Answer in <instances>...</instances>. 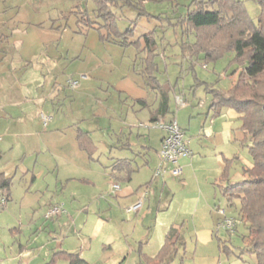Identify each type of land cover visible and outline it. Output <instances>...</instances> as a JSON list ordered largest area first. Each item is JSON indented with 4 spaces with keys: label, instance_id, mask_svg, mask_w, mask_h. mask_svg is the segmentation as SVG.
I'll return each mask as SVG.
<instances>
[{
    "label": "rangeland",
    "instance_id": "rangeland-1",
    "mask_svg": "<svg viewBox=\"0 0 264 264\" xmlns=\"http://www.w3.org/2000/svg\"><path fill=\"white\" fill-rule=\"evenodd\" d=\"M74 1L76 0H0V37L8 36L14 31L17 34L27 31L18 20H21L22 16L29 17L30 13L35 14L36 12L32 11L42 7L45 16L42 23L46 24L51 22L52 18L62 16L59 22L63 26L57 32L45 27L44 33H54L53 36L60 38L55 46L58 47L61 63H68L73 49L90 46L85 36L73 32L74 13L69 10ZM170 5L169 2L145 0V9L150 14L138 18L136 29L144 31L145 28L141 25L144 22L156 23L154 27L160 50L157 55L156 73L161 82L160 90H166L170 97L172 112L169 114L179 122L187 146L192 152L183 159L190 158L191 163L182 165L179 175L169 171L154 175L158 156L154 149H159L162 132L160 129L148 128V132L143 136L151 148L146 155L148 163H143L145 156H138L133 164L135 169L129 173L130 178L118 177L116 182L121 187H118L115 193L106 194L105 186L110 178L107 172L111 171V168L103 167L102 163L93 164L99 167V173L91 171L83 175L90 178L88 182L70 179L65 185L64 180H57L58 171H53V168L46 170L36 164L34 171L23 174V165L27 164L28 159L32 160L33 156L23 161L10 154L5 156L6 163L17 160L19 166L16 173H13V168L6 171L15 177L11 200L6 208L0 210V264H41L44 263L45 251L59 246L82 249L91 264H135L138 260L139 245L142 253L153 257L171 224L180 226L184 238V243L178 245L171 264H256L255 255L246 248V227L240 217V200L222 192V187L227 183H237L243 179L242 168L252 162L249 152L251 140L241 127V120L236 111L227 107L219 110L210 107L209 89L214 87L226 91L236 78L235 68L239 64L232 60L234 53L230 50L215 60L205 61L200 56L201 59H192L191 62L188 56L181 53L180 28L157 16L160 12L163 17L172 16L173 7ZM183 5H179L180 11L184 9ZM245 7L254 19L257 12L255 2L245 0ZM113 10L119 15L122 28L134 19L139 11L132 5L120 6V3L113 7ZM87 33L92 35L96 34V31L90 29ZM87 33L85 35H88ZM189 39L192 40V37ZM2 45L3 43H0V46ZM104 45L106 49L101 51H107L112 56L113 60L110 62H121L122 67H125L127 59L133 58L137 51L133 45L124 48L113 43ZM7 46L10 53L19 52L17 45ZM52 47L48 45V49ZM15 58L17 57H14L12 62ZM47 71L46 69L44 82L40 85L46 93L51 88L52 81L56 79L57 85L69 76L68 72L62 69L57 73V77L55 73ZM23 73L21 70L17 74L21 76ZM105 85L103 83L102 88ZM105 92L103 89L91 92L93 94L83 95L81 100L77 101V104L88 109L92 123H97V116L92 117V111L97 110L100 113L103 108L101 102L96 103L97 97H105ZM107 93L118 99L117 92L111 88ZM176 97L184 103H177ZM122 99L123 97V103ZM129 100L124 102V107L130 105L128 117L135 116L131 122H135V126L140 122L147 124L149 121L140 120L143 119L142 113L135 115ZM100 129L97 130L100 136L96 137L95 142L98 150L102 152L100 160L105 163L111 154L118 156L121 149L115 145L110 152L107 144L109 141L106 134H103L104 128ZM41 158L40 156L39 159ZM227 160L229 167L225 180L221 175ZM113 173L122 174L117 169H114ZM113 181H110V184ZM99 185L103 186L104 195L96 193L95 189ZM126 186L133 187L132 194H142L146 191L145 201L138 211H126V206L130 204L123 193ZM50 195H53L54 203L61 204L62 211L44 218ZM219 210H223V213H219ZM224 215L234 219L232 230L216 228L217 221ZM14 221L16 225L19 224L17 222L22 223L25 228L20 232H10L6 224ZM29 221L30 224L27 225ZM206 226L213 229L212 240L203 244L197 240V231ZM63 237L65 240L61 243Z\"/></svg>",
    "mask_w": 264,
    "mask_h": 264
},
{
    "label": "crops",
    "instance_id": "crops-1",
    "mask_svg": "<svg viewBox=\"0 0 264 264\" xmlns=\"http://www.w3.org/2000/svg\"><path fill=\"white\" fill-rule=\"evenodd\" d=\"M186 2L180 1L181 4ZM119 3H123V0H118L117 5ZM79 7L88 8L91 12L94 8V1L76 0L71 3L69 11L73 12ZM113 7L115 6L112 5L111 8L113 9ZM34 12L36 13H30L27 18L22 16L21 20H18L22 22L27 31L18 34L14 33V31L8 36L0 37V43H3L0 46V172H4L11 177L10 198L1 210L6 208V205L11 200L15 177V175L6 173V171L13 168V173H16L19 166L17 160L23 161L31 156L34 158L32 160L28 159L27 164L23 165L25 166L23 174L34 171L36 164L43 166L46 170L53 168V171H58V173L56 172L57 180H64L65 185L70 179L88 182L90 178L83 175L91 171H98L99 173L101 170L93 164L94 162L102 163L103 167L111 168V171L107 172L110 174V178L106 182L105 193H115L111 189L110 181H116L118 177L129 179V173L135 169L133 164L138 156H145L143 163H148L146 155L149 154L148 151L151 148L143 139L144 134L148 132V128L160 129L162 132L161 136L164 134V130L159 127L143 126L139 123L135 126V122H131L135 116L133 118L128 117L130 102H132L131 109L135 115L143 114L141 121H151L159 118L169 121L173 118L169 114L172 112L170 97L166 90L162 88L160 90L161 82L159 75L156 73L158 70L157 55L160 53L159 49L152 55L151 68H146V63L143 62L146 59V53L141 50L142 46L133 44L131 45L135 46L137 51L134 53L133 58L129 57L127 59L125 67L121 66V62L112 64L110 62L111 59L113 60L112 56L107 51H101L106 49L104 44L113 43L122 48L131 45H121L102 37L101 35L104 31L97 29L95 26L84 28L82 32H78L79 23H77V17L74 15L73 32L85 36L90 46L73 49L68 63L64 61L65 63L63 64L60 61L58 47L55 46L60 41V38L53 36L54 33L52 35H45L44 33L45 27L57 32L63 26L59 22L62 16L52 18L51 22L45 24L41 22L45 19L43 8L37 7L35 11H32V13ZM139 17L135 16L134 37H138L150 30L155 32L156 27L154 26L156 23L147 24L144 22L141 24L145 28L144 31L136 29L137 24H139ZM132 21L133 19L129 23H132ZM118 26L120 29L126 27L122 28L119 21ZM10 28H12V25H10ZM90 29L95 30L96 34L89 35L87 32ZM86 33L88 35H85ZM9 44L17 45L19 52L16 54L10 53L8 51L10 49L7 46ZM48 45L53 47L48 49ZM91 48H94V50ZM14 57L17 58L12 62ZM46 69L48 70L47 72L55 73L56 77L60 69L69 74L65 80L57 85H55L57 83L56 79L52 81L48 93L42 89L43 87H40L44 82ZM67 69L68 71H66ZM21 70L24 73L18 76L17 73ZM70 79L76 80L77 84L72 87L69 83ZM103 83L106 85L102 88ZM109 88L117 92L116 97L118 99L107 93ZM101 89L106 91L104 93L105 97H97L96 103L101 102L103 108L100 113L97 110L92 111V117L97 116L95 119L97 123H92L90 122L88 109L81 104H77V101L78 99L81 100L83 95L90 96L93 94L91 92ZM121 97H123V103L121 102ZM47 99H49V103H47ZM128 99H130L129 106L125 104L126 106L124 107V102ZM40 113L48 115L45 124ZM98 117H101V119L99 120ZM177 123L179 124V122ZM100 128H104L105 132L103 134H106V138L109 141L107 143L109 145L108 150L111 152L112 147L115 145L118 149H121L118 152V156L111 154L109 160L105 163L100 160L102 152L98 150L95 142L96 137L100 136L97 133V130H101ZM115 141L118 143L114 144ZM142 151L143 154H141ZM154 151L157 152L158 149L155 148ZM9 154L17 159L12 161L14 162L13 164L12 162L8 164L4 161V157ZM189 155L180 157L182 159H179L181 166L190 162V158L183 159ZM40 156L42 157L41 159H39ZM114 169H117L122 174H114ZM102 187L99 185L95 189L98 195L103 193ZM119 187L121 186L119 185ZM123 189L128 204L135 202L141 196L139 192L132 194L133 187L129 188L126 186ZM145 198L142 200L141 207ZM54 200L53 195H50L46 203L47 207L53 204ZM17 223L19 224L16 225V221L7 223V229L10 232H20L25 228L22 223ZM29 224L30 221L27 225ZM212 230L211 226L199 229L197 231V240L207 244L212 240ZM65 237H63L61 243L64 242ZM59 248L61 247L59 246L56 249ZM65 249L78 250L74 247ZM53 250L45 251L44 261L48 260ZM78 251L88 260L84 256L82 249Z\"/></svg>",
    "mask_w": 264,
    "mask_h": 264
},
{
    "label": "trees",
    "instance_id": "trees-1",
    "mask_svg": "<svg viewBox=\"0 0 264 264\" xmlns=\"http://www.w3.org/2000/svg\"><path fill=\"white\" fill-rule=\"evenodd\" d=\"M93 1L91 12L85 7L73 11L79 23L77 31L95 26L104 31L101 35L104 38L126 46L141 45V50L146 53L143 62L146 68H151L152 55L158 49L155 32L150 30L134 37L136 18L124 29L118 26L120 17L111 8L118 4V0ZM144 1L123 0L120 6L132 5L139 10L137 16L148 15ZM151 1L169 2L173 7L172 16L163 17L162 12L157 16L180 28L181 53L191 62L201 57L205 61L215 60L230 50L234 53L232 60L239 64L235 68L236 78L226 91L209 89L210 107L215 110L227 107L236 111L241 127L250 137L251 165L242 168L244 176L241 181L227 183L222 192L239 198L240 217L246 227V248L255 255L256 264H264V0H253L257 5L254 19L246 10L245 0H187L183 11L178 8L180 0ZM228 167L229 160L225 163L222 179L227 180ZM10 187L11 177L0 172V210L10 198ZM183 243L180 226L171 224L153 257L142 253L139 245L136 264H171L178 245ZM41 264L91 263L78 250L59 248Z\"/></svg>",
    "mask_w": 264,
    "mask_h": 264
},
{
    "label": "built area",
    "instance_id": "built-area-1",
    "mask_svg": "<svg viewBox=\"0 0 264 264\" xmlns=\"http://www.w3.org/2000/svg\"><path fill=\"white\" fill-rule=\"evenodd\" d=\"M70 85L73 87L77 84L76 80L70 79ZM177 103H184L183 100L176 97ZM41 118L43 123L47 122L48 116L41 113ZM143 126L159 127L164 130V134L160 139V146L157 151L158 158L155 164L153 174L160 175L165 171H169L174 175H179L181 173V165L179 164L180 157L187 156L190 154V149L187 146L184 131L178 125L177 121L172 118L169 121H164L162 119H155L149 121L147 124L142 122L139 123ZM119 187L118 182L113 181L111 183V189L115 191ZM146 191L141 194V196L133 203L126 206V211H137L141 205L142 200L145 198ZM62 211L60 203H53L47 207L44 213V217L48 218ZM219 213H223V210H219ZM234 226V219L231 217L223 216L216 223V228H225L227 230H232Z\"/></svg>",
    "mask_w": 264,
    "mask_h": 264
}]
</instances>
